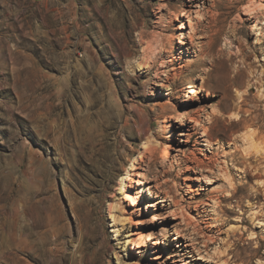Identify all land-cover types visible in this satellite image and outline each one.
Listing matches in <instances>:
<instances>
[{
    "label": "rangeland",
    "instance_id": "1",
    "mask_svg": "<svg viewBox=\"0 0 264 264\" xmlns=\"http://www.w3.org/2000/svg\"><path fill=\"white\" fill-rule=\"evenodd\" d=\"M0 264H264V0H0Z\"/></svg>",
    "mask_w": 264,
    "mask_h": 264
},
{
    "label": "bare ground",
    "instance_id": "2",
    "mask_svg": "<svg viewBox=\"0 0 264 264\" xmlns=\"http://www.w3.org/2000/svg\"><path fill=\"white\" fill-rule=\"evenodd\" d=\"M189 22H190V20H189ZM190 24V23H189ZM254 32H256L257 33V30L255 31L254 30ZM157 38V37H156ZM168 39V38H167ZM258 39H260V38H258ZM149 41H151V40H149ZM148 41V42H149ZM147 42V45H146V43H145V46H146V49H147V51L146 52H144V53H147V52H149L150 54H147L146 56H147V59H145L143 62H142V64L141 65H143V67L145 68H147V71H150V69H151V66L153 65V64H155L156 62H158L157 60H158V58L162 55V53H160V51H159V54H156L155 52H154V50L152 51V45L150 44V43H148ZM152 42L155 44V42L152 40ZM164 42V41H163ZM158 43V42H157ZM164 45H163V48H164V51H163V53H165V52H167V50H168V48L166 47V46H169V47H172L171 46V44H170V41H169V43L167 42V41H165L164 43H163ZM162 45V44H161ZM144 46V47H145ZM155 46V45H154ZM165 46V47H164ZM161 48H162V46H161ZM142 51H143V49H142ZM141 51V52H142ZM169 52V51H168ZM172 52V51H171ZM150 55V56H149ZM204 60V59H203ZM203 60H201V61H199V63H198V65H196L195 64V68H196V66H199V65H201V64H205L206 62L205 61H203ZM158 64H160V67L162 68V67H166L165 66V64H164V62H161V63H158ZM159 66V65H158ZM158 70V73L160 74V75H162V76H166V73H165V70L164 69H160V68H157ZM156 71V72H157ZM82 72V71H81ZM179 74L180 73H178V72H173L172 73V75H171V79H173V80H175V79H178V76H179ZM71 75V74H70ZM170 78V77H169ZM168 78V79H169ZM176 81V80H175ZM69 87V86H68ZM85 88V87H84ZM82 89V88H81ZM171 102V103H170ZM167 105H170V108H171V110L174 112V111H176V113L178 112V110H179V108H178V106L176 105V103H174V102H172V101H165L164 103H163V106L164 107H166ZM169 108V109H170ZM242 121H244L242 118H238V120L236 121V122H233V124L234 125H239L240 123ZM246 122V121H245ZM244 125V124H243ZM245 126V125H244ZM252 131H253V129H252ZM249 132V131H248ZM254 134H256V133H254V131L253 132H251L249 135H248V139H249V141H250V144L248 145L253 151V153L254 152H256V150L258 151L261 147H259V143L257 144L256 143V135H254ZM169 145H166V147H168ZM263 148V147H262ZM149 149H150V147L147 145V143H143L142 144V146H141V152H140V156H139V160H140V162H142V163H144V162H146V159H149L148 158V154H150L149 153ZM247 149H248V147H247ZM246 151H248V150H246ZM151 152V151H150ZM152 153V152H151ZM248 153H250V151L248 152ZM168 154V150H166L165 148H164V151H163V155H161L162 157V160H164L165 158V156ZM251 154V153H250ZM249 155V154H248ZM152 156V155H151ZM139 164V163H138ZM150 162L147 164V168H146V171H147V173H149L151 170H150ZM128 170V169H127ZM135 171V165L134 164H132L131 166H130V169H129V171L127 172V174H128V185L127 186H129V187H132V183L134 182V179L132 178V176H136V173L134 172ZM143 177H145V173H143V174H141ZM148 175V174H147ZM140 176V175H139ZM155 177H158V175L156 174L155 175ZM139 180V179H138ZM137 180V181H138ZM121 184V183H120ZM138 197V195H135L134 196V194H132L130 191H128L127 192V194H126V196H125V198H124V200L128 203V205L129 206H132V209H131V213H135L136 212V210H135V206H136V198ZM148 204H150V203H148ZM159 219V217H155L154 218V220H158ZM137 224H143V221H138V223ZM143 228L140 230V232H139V234H138V237L137 238H135V239H133V238H131V239H129V241H128V243L127 244H131V246H132V248L133 249H136V252H138L139 253V251H138V247L140 246V244H141V242H143L144 241V235H143ZM148 241H150V242H153V240H152V237H151V233L149 234V237H148ZM155 244H156V242H154Z\"/></svg>",
    "mask_w": 264,
    "mask_h": 264
}]
</instances>
